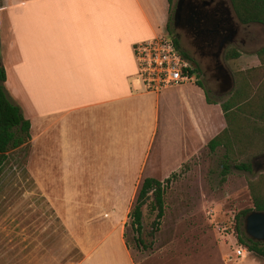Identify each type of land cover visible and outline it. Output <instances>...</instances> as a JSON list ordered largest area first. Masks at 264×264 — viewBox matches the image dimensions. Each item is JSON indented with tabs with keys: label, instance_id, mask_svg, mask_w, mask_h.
I'll return each instance as SVG.
<instances>
[{
	"label": "crops",
	"instance_id": "crops-1",
	"mask_svg": "<svg viewBox=\"0 0 264 264\" xmlns=\"http://www.w3.org/2000/svg\"><path fill=\"white\" fill-rule=\"evenodd\" d=\"M3 1L12 37L6 88L67 192L119 194L126 208L136 183L163 168L164 154L173 150L178 168L205 133L217 130L210 141L226 127L221 105L197 83L154 92L138 76L134 48L166 35L169 0ZM131 207L108 223L128 222ZM96 236L101 243L84 245L78 264H137L124 234ZM232 261L264 264L249 251Z\"/></svg>",
	"mask_w": 264,
	"mask_h": 264
},
{
	"label": "rangeland",
	"instance_id": "rangeland-1",
	"mask_svg": "<svg viewBox=\"0 0 264 264\" xmlns=\"http://www.w3.org/2000/svg\"><path fill=\"white\" fill-rule=\"evenodd\" d=\"M225 1L231 5L230 0ZM5 3L0 0V7ZM176 3L174 0L170 16L171 27L178 33L173 22ZM244 36V44L230 45L223 55V63L235 80L232 91L218 94L217 82L207 79L212 80L213 71L205 65L201 67L194 83H204L206 88H202L207 97L220 103L228 100L237 87L240 70H250L253 91L259 90L264 68L260 67L257 52L264 47V24H243L239 38ZM11 39L8 11L0 12V62L5 68L10 66ZM232 47L238 48L243 57L227 59L226 52ZM7 92L10 93L8 89ZM9 96L24 113L19 100ZM185 98L184 101L179 98V102H186ZM255 122L263 132L253 135L250 128L253 148L236 160L227 159L224 146L215 151L209 148V138L216 129L199 139L178 168L173 161V150L164 154L163 168L151 172V176L160 180L171 177L165 194V213L157 224L158 210L153 207V201L144 206L140 245L133 227L126 225L123 217L115 225L108 221L115 214L124 215L133 205L146 176L128 194L130 201L125 208L119 194L67 192L60 182L63 179L59 177L57 163L41 159L40 142L34 145L31 139L10 149L0 183V264H78L84 255V245L86 249L99 245L101 240L96 234L110 231L126 233L137 264H226L229 258L235 262L236 249L241 246L236 228L238 219L244 217L245 211L254 209L249 181L264 174V168L254 171L255 157L264 153V121ZM224 161L231 165L226 175L222 169ZM243 162L252 166L250 171L236 167Z\"/></svg>",
	"mask_w": 264,
	"mask_h": 264
},
{
	"label": "trees",
	"instance_id": "trees-1",
	"mask_svg": "<svg viewBox=\"0 0 264 264\" xmlns=\"http://www.w3.org/2000/svg\"><path fill=\"white\" fill-rule=\"evenodd\" d=\"M239 20L245 24H264V0H231ZM171 10L174 0H169ZM171 16L167 24L168 35L173 39L175 46L181 54L189 59L194 68L191 72L199 74L201 67L192 58L191 54L184 50L180 44L177 34L171 27ZM260 59V67L264 68V47L258 52ZM242 53L238 48L232 47L226 52L227 59H239ZM248 71L240 70L237 76V87L233 94L225 102H218L211 99L209 103H220L226 121V127L214 136L208 142V146L212 151L218 147L224 146L227 150L226 156L236 160L237 157L244 155L253 148V141L250 137V128L253 135L263 132L262 127H257L256 120L264 121V80L258 87V91H253V86L249 81ZM7 80L6 70L2 62H0V183L3 167L8 160L9 150L18 148L28 143L31 138V121L27 119L20 105L13 102L7 92L5 82ZM201 87H205L204 83L197 81ZM253 121V122H251ZM250 125V126H249ZM238 169L251 170L252 166L248 163L236 164ZM224 174H228L231 165L227 162L222 163ZM175 175V174H173ZM172 175V176H173ZM171 183V177L160 180L156 177H146L138 190L137 196L133 202L131 210L128 214L129 220L126 223L131 224L137 237L135 240L138 245L142 244L141 234L144 228V212L143 208L149 201H153V207L158 210L157 220L165 213V194L166 189ZM249 188L252 194L254 209L244 212V216L251 210L264 211V174L255 180L249 181ZM244 218V217H243ZM243 218L238 219L236 228L239 232L238 241L246 247L249 252L264 257V242L255 241L247 236L244 231ZM127 246L130 248L129 240L124 233ZM84 258L82 255L81 260ZM79 259V261H81Z\"/></svg>",
	"mask_w": 264,
	"mask_h": 264
},
{
	"label": "water",
	"instance_id": "water-1",
	"mask_svg": "<svg viewBox=\"0 0 264 264\" xmlns=\"http://www.w3.org/2000/svg\"><path fill=\"white\" fill-rule=\"evenodd\" d=\"M214 1L177 0L173 22L175 29L179 31L176 33L178 39H181L182 32L195 34L205 50L216 52L219 59L217 69L210 61L204 62L201 67L205 65L207 70L213 71L212 80L207 79L209 82H217L215 91L221 94L232 91L235 86L232 73L223 63V55L230 45L236 43L243 23L239 20L231 0V5H228L225 0H217V5L222 9L221 12L213 11L211 5ZM224 35H226L225 38H223ZM261 160L262 162H257ZM253 165L256 172L264 168V153L255 157ZM243 222L244 231L249 238L264 242V211H249L244 216Z\"/></svg>",
	"mask_w": 264,
	"mask_h": 264
},
{
	"label": "built area",
	"instance_id": "built-area-1",
	"mask_svg": "<svg viewBox=\"0 0 264 264\" xmlns=\"http://www.w3.org/2000/svg\"><path fill=\"white\" fill-rule=\"evenodd\" d=\"M134 51L138 76L146 90L160 92L197 79V73L191 72L194 68L192 62L181 54L169 35L139 42ZM247 251L241 245L235 253L242 258Z\"/></svg>",
	"mask_w": 264,
	"mask_h": 264
},
{
	"label": "flooded vegetation",
	"instance_id": "flooded-vegetation-1",
	"mask_svg": "<svg viewBox=\"0 0 264 264\" xmlns=\"http://www.w3.org/2000/svg\"><path fill=\"white\" fill-rule=\"evenodd\" d=\"M219 2V1H218ZM213 8V11L221 12V6L217 5V0L213 2L211 5ZM241 34V31H239L238 38L236 41V45H242L245 43V36L243 38H239ZM226 35L223 36L225 38ZM180 44L182 48L186 49L192 56V58L199 64L201 67V64H204V62H211L215 69H217L218 64V57L216 56V52L213 50H205V47L200 45V39L192 33L183 32L181 39H179Z\"/></svg>",
	"mask_w": 264,
	"mask_h": 264
}]
</instances>
